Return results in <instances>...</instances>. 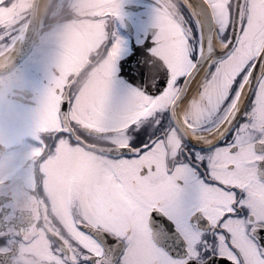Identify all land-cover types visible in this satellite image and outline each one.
<instances>
[{
  "label": "snow or ice",
  "instance_id": "snow-or-ice-1",
  "mask_svg": "<svg viewBox=\"0 0 264 264\" xmlns=\"http://www.w3.org/2000/svg\"><path fill=\"white\" fill-rule=\"evenodd\" d=\"M77 0L38 114L39 204L0 193V264H264V0ZM28 0H0V54Z\"/></svg>",
  "mask_w": 264,
  "mask_h": 264
},
{
  "label": "clouds",
  "instance_id": "clouds-1",
  "mask_svg": "<svg viewBox=\"0 0 264 264\" xmlns=\"http://www.w3.org/2000/svg\"><path fill=\"white\" fill-rule=\"evenodd\" d=\"M77 0H28L26 34L54 56L75 19ZM51 70L55 65H50ZM43 95L35 94L13 63V52L0 54V193L27 218L35 213L39 161L35 131ZM34 114L30 129L26 121Z\"/></svg>",
  "mask_w": 264,
  "mask_h": 264
},
{
  "label": "flooded vegetation",
  "instance_id": "flooded-vegetation-1",
  "mask_svg": "<svg viewBox=\"0 0 264 264\" xmlns=\"http://www.w3.org/2000/svg\"><path fill=\"white\" fill-rule=\"evenodd\" d=\"M154 0H122L121 15L115 19L114 27L126 41L136 42L143 31L151 26ZM52 52L46 46L37 47L34 43L28 55L18 61L16 69L24 77L31 90L43 95L50 83ZM34 114L26 121L30 129Z\"/></svg>",
  "mask_w": 264,
  "mask_h": 264
},
{
  "label": "water",
  "instance_id": "water-1",
  "mask_svg": "<svg viewBox=\"0 0 264 264\" xmlns=\"http://www.w3.org/2000/svg\"><path fill=\"white\" fill-rule=\"evenodd\" d=\"M32 43L33 41L31 39V36L29 34H26L16 56L13 58V63L15 66L17 65L18 61H20L27 55L32 46Z\"/></svg>",
  "mask_w": 264,
  "mask_h": 264
},
{
  "label": "bare ground",
  "instance_id": "bare-ground-1",
  "mask_svg": "<svg viewBox=\"0 0 264 264\" xmlns=\"http://www.w3.org/2000/svg\"><path fill=\"white\" fill-rule=\"evenodd\" d=\"M20 46H21V41L18 43V45L16 46L15 50L13 51V58L15 57L16 53L18 52Z\"/></svg>",
  "mask_w": 264,
  "mask_h": 264
}]
</instances>
